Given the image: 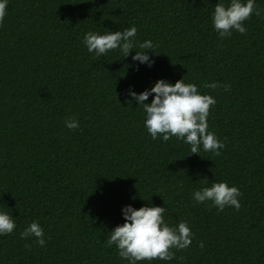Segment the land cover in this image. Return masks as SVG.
<instances>
[{
  "label": "trees",
  "instance_id": "16d2710c",
  "mask_svg": "<svg viewBox=\"0 0 264 264\" xmlns=\"http://www.w3.org/2000/svg\"><path fill=\"white\" fill-rule=\"evenodd\" d=\"M218 2L8 0L0 25V211L17 227L0 235V264H129L107 245L127 205L165 207L169 226L187 221L194 234L187 249H173L174 259L137 264H264V12L244 22L246 34L220 39ZM255 2L264 9V0ZM133 26L135 43L150 40L153 49L98 57L83 43L89 31ZM135 51H148L152 66L133 61ZM183 78L216 100L208 125L225 143L219 156L202 145L192 154L174 136L153 140L143 106L129 95ZM213 82L222 87H204ZM73 117L75 130L65 125ZM213 182L240 189L238 211L194 200ZM32 222L44 230V247L20 236Z\"/></svg>",
  "mask_w": 264,
  "mask_h": 264
},
{
  "label": "clouds",
  "instance_id": "9594fccd",
  "mask_svg": "<svg viewBox=\"0 0 264 264\" xmlns=\"http://www.w3.org/2000/svg\"><path fill=\"white\" fill-rule=\"evenodd\" d=\"M8 0H0V25L6 16ZM264 9L259 8L255 0H230L226 6L220 0L215 6L213 14L214 29L219 33V38L224 39L232 35V31L246 34L244 22L253 13L261 16ZM135 26L125 28L123 31L105 30L104 34L89 31L83 39L89 53L103 56L110 50L120 49L124 58L128 57L134 48L151 50L155 47L152 41L146 40L136 44ZM148 51H135L133 61L147 64L154 63ZM158 55V54H157ZM204 87L213 90L222 87L217 82L205 84ZM228 91L230 85L223 86ZM154 94V96H153ZM131 95L146 113L145 127L153 140L162 136L167 142L171 137L183 140L191 146L192 154H199L201 145L204 151L213 152L219 156L225 143L209 131L208 117L216 100L207 94H201L194 83H185L184 78L174 84L163 79L156 81L151 89L137 94L129 90ZM149 96H153L151 103H145ZM67 128L75 130L79 127L76 118L65 121ZM242 195L236 186H229L227 182H213L210 187H204L193 193L197 203L211 201L212 207L223 211L225 207H234L237 211L241 208L239 197ZM165 207L143 206L139 209L127 205L122 209L124 223L117 225L110 233L107 245L116 246L119 256L137 264L142 261H170L175 258L173 249L180 251L187 249L193 238V232L187 221L179 222L178 226H169L164 220ZM17 225L11 214L0 211V235L11 234ZM44 230L39 222H32L25 228L20 236L22 239L35 237V242L44 247ZM30 248L31 245H26ZM199 247L203 249L201 242Z\"/></svg>",
  "mask_w": 264,
  "mask_h": 264
}]
</instances>
